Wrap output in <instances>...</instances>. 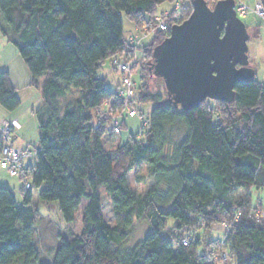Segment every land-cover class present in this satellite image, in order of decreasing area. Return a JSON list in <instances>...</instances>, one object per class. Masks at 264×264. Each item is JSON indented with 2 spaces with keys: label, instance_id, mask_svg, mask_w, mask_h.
I'll list each match as a JSON object with an SVG mask.
<instances>
[{
  "label": "trees",
  "instance_id": "obj_1",
  "mask_svg": "<svg viewBox=\"0 0 264 264\" xmlns=\"http://www.w3.org/2000/svg\"><path fill=\"white\" fill-rule=\"evenodd\" d=\"M193 1L0 0V34L16 49L42 102L33 114L34 165H24L31 156L24 150L19 174L5 171L22 182L21 206L0 187V264H33L38 258L33 197L56 203L68 225L87 201L80 235L59 238L51 261L40 264H221L223 252L232 264H264V223L256 219L264 198L257 207L251 202V190L264 194V83H238L232 103L205 101L189 111L174 109L149 85L154 47L168 36L172 17L180 23L189 17ZM164 2L179 8L155 14ZM155 16L166 21L168 31L157 29ZM123 20L140 35L137 44L127 42ZM152 32L156 36L146 44ZM125 60L130 78L136 67L140 81L132 79L133 115L118 95L124 74L116 64ZM107 62L121 77L115 91L100 75ZM20 104L8 73L0 72V108L12 114ZM124 116L139 118V141L130 136L118 142ZM140 165L152 183L142 197L127 181ZM102 187L111 203V227L102 215ZM140 220L149 233L124 250L130 228ZM215 225L225 227L221 244L208 242L200 251L195 232Z\"/></svg>",
  "mask_w": 264,
  "mask_h": 264
},
{
  "label": "water",
  "instance_id": "obj_2",
  "mask_svg": "<svg viewBox=\"0 0 264 264\" xmlns=\"http://www.w3.org/2000/svg\"><path fill=\"white\" fill-rule=\"evenodd\" d=\"M234 5V0H224L209 8L194 0L189 17L154 47L149 72L161 81L174 109L189 111L205 101L232 103L234 86L254 79L249 36Z\"/></svg>",
  "mask_w": 264,
  "mask_h": 264
},
{
  "label": "rangeland",
  "instance_id": "obj_3",
  "mask_svg": "<svg viewBox=\"0 0 264 264\" xmlns=\"http://www.w3.org/2000/svg\"><path fill=\"white\" fill-rule=\"evenodd\" d=\"M241 3L248 6L247 0H242ZM176 9V4L170 2H164L158 5L155 9V14L162 15V14H170L171 12ZM240 22L244 24L246 29L256 31L257 34L260 36L263 35L264 30V22L255 16L251 12H247L245 18H240ZM127 22L124 20V25ZM127 28V24H126ZM125 28L126 37H129L135 34L127 33ZM156 33V32H155ZM154 32L147 34V41L146 44H151L153 38L156 36ZM136 35H139L136 33ZM155 35V36H154ZM140 36V35H139ZM248 50H249V42L247 43ZM148 46V45H147ZM142 53V52H141ZM141 53L138 54L139 60H137L136 67L139 69V65L141 66L142 55ZM19 57L17 54L16 49L10 45L5 38H3L0 34V64L8 67V70H11L10 67L14 70H17L18 64L14 62V59ZM20 59V58H19ZM23 65H25L23 63ZM26 67V66H25ZM136 67L133 69V77L132 79L135 83H139L140 81L136 75ZM111 63L107 62L102 70L100 71V75L102 77L107 76L108 80V87L111 91H115V82L120 80V75L116 73H111ZM110 72V73H109ZM131 79V80H132ZM150 88L152 90H157L162 95L163 87L160 81L156 79L150 80ZM72 99L76 98V95H71ZM147 113L146 110H143ZM7 114L4 110L0 108V121H6L9 123V120H4ZM17 124L19 125V130L15 131L14 135H12L9 144L13 143V146L18 150H26L31 152V156L27 157L24 160V165H34L35 162V152L38 149V131H37V124L33 114L28 111H23L17 116ZM123 122L125 124L124 128L121 130L118 138V142L121 144H125L129 137L132 136L133 138H137V141L140 139L137 137L139 135L141 122L138 117L129 118L128 116L123 117ZM2 128V127H1ZM179 135L181 136V132H177L173 134V138L176 140ZM9 138V139H10ZM16 138V139H15ZM4 134L1 133L0 142H3ZM116 147V144L115 146ZM107 150L109 148L106 147ZM115 161V160H114ZM127 181L129 188L131 191L138 197H142L147 190L151 187L152 183L150 178L147 174V167L145 165H140L136 167L132 172H130L127 176ZM0 187L9 189L17 203L18 206H21V189H22V182L19 178H14L9 176V174L0 169ZM102 202V215L104 221L108 226H113V216H112V209L109 197L105 193V189L102 187L99 190ZM264 194L260 191L257 192L255 190L251 191V202L252 206L257 207L263 204ZM87 205L86 200H82L80 204V208L78 212L75 214V221L73 224H66L59 213L58 205L56 203H49V204H42L37 202L36 198L33 197V202L31 204V209L35 210V247L38 252V258L35 263L33 264H40V263H48L53 258L55 250L58 245L59 238H67L71 239L75 236L80 235L82 231V210ZM260 211V210H259ZM225 227L224 225H215L211 228V230L206 231L204 229L195 232L197 236L200 238V245L199 250L202 251L208 242H215L218 241L220 244L222 242L224 236ZM149 233L148 223L145 220L135 221L130 228L129 236L125 244L123 245L124 250H130L136 244L141 242ZM168 232H165L167 235ZM218 248L217 252L222 251L221 245ZM212 251H216L214 247L210 248ZM214 249V250H213ZM205 250V251H206ZM224 264H232V262H223ZM221 263V264H223Z\"/></svg>",
  "mask_w": 264,
  "mask_h": 264
},
{
  "label": "built area",
  "instance_id": "obj_4",
  "mask_svg": "<svg viewBox=\"0 0 264 264\" xmlns=\"http://www.w3.org/2000/svg\"><path fill=\"white\" fill-rule=\"evenodd\" d=\"M206 3V5L211 8L210 6H214L216 3L224 0H202ZM242 0H234V11L236 17L238 19L245 18L247 12H251L256 15L258 18L264 20V7L258 0H254V3L250 6H246L245 4L241 3ZM179 6H176L178 9ZM153 22L156 25L159 31L165 32L168 31L170 26L167 25L166 21L161 19L159 16H155L153 18ZM181 24L178 22V16L172 17V24L171 27L174 25ZM139 35L131 36L127 39L129 44L135 45L139 41ZM116 69L119 73L124 74V78L122 80V86L118 90V95L122 99L123 103L127 106V110L129 111V115H133V111L129 110V103L133 101L134 96V85L130 78V63L128 60L123 62H119L116 64ZM125 108V106H124ZM126 109V108H125ZM126 110V111H127ZM12 128H19L15 121H9V123L3 122V127L0 129L1 133L4 134L3 142H0V169L3 171H7L11 176H16L21 171V164L20 161L22 160L25 151L14 149L9 144L11 140L10 137L12 133ZM10 138V139H9ZM29 179V176H24V180ZM28 186H26L27 188ZM239 214H237L238 216ZM256 219L264 223V212L258 211L256 212ZM184 246L187 245V241H183L182 243ZM221 259L226 262L227 260V253L223 252L221 255Z\"/></svg>",
  "mask_w": 264,
  "mask_h": 264
},
{
  "label": "crops",
  "instance_id": "obj_5",
  "mask_svg": "<svg viewBox=\"0 0 264 264\" xmlns=\"http://www.w3.org/2000/svg\"><path fill=\"white\" fill-rule=\"evenodd\" d=\"M247 2H248V6H250L251 4L254 3V0H247ZM262 21L264 22V20ZM126 24H127V28H126ZM126 24L124 25V20H123L124 32H125V28L128 29L127 30L128 34L135 32V27L132 24H130L129 22H127ZM247 33L249 36V39H248L249 65L254 70V73H255L254 78L256 79V81L259 84H262L264 83V34L260 36L259 34H257L256 31L248 30V29H247ZM263 33H264V30H263ZM128 37H126V39ZM19 58L20 57H16V59H14V62L18 64L17 70L12 69L11 67H10L11 70H8V67L0 64V72L8 73L10 83L12 87L16 90L20 103H21L18 110L12 114H7L4 120L17 121L16 120L17 116L23 111H26V110L28 111V109L30 110L32 114H34V112L41 106V103H42L38 90L35 89L31 85V77L27 71V68L25 67V65H23V61ZM118 82L119 81H116L115 83L118 84ZM257 192H260V191H257Z\"/></svg>",
  "mask_w": 264,
  "mask_h": 264
},
{
  "label": "snow or ice",
  "instance_id": "obj_6",
  "mask_svg": "<svg viewBox=\"0 0 264 264\" xmlns=\"http://www.w3.org/2000/svg\"><path fill=\"white\" fill-rule=\"evenodd\" d=\"M211 71H215L214 69L213 70H211ZM211 77V72L209 73V78Z\"/></svg>",
  "mask_w": 264,
  "mask_h": 264
}]
</instances>
